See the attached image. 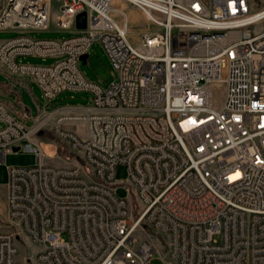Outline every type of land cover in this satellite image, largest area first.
<instances>
[{"label":"built area","instance_id":"1","mask_svg":"<svg viewBox=\"0 0 264 264\" xmlns=\"http://www.w3.org/2000/svg\"><path fill=\"white\" fill-rule=\"evenodd\" d=\"M56 1V24L76 33L0 40V70L30 77L47 101L82 90L91 103L58 108L54 120L0 98V163L20 149L38 158L9 169L8 211L19 232L0 230V264H264V30H250L264 20V0H228V8L221 0H125L163 29L137 43L113 0ZM51 3L0 0V30L48 29ZM82 11L87 26L79 29ZM192 24H223L226 34L195 41ZM95 41L117 72L107 87L81 70ZM25 55L57 60L27 63ZM64 121L82 122L87 134ZM48 122L75 162H43L42 152L53 155L36 136ZM121 164L126 181H116ZM125 184L136 198L134 220L129 199L116 194ZM138 229L159 242L137 237ZM21 233L38 246L25 260Z\"/></svg>","mask_w":264,"mask_h":264},{"label":"rangeland","instance_id":"2","mask_svg":"<svg viewBox=\"0 0 264 264\" xmlns=\"http://www.w3.org/2000/svg\"><path fill=\"white\" fill-rule=\"evenodd\" d=\"M59 3L56 0H52L51 3V22L50 27L46 30H33V31H23L17 29L0 30V40L10 39L16 37L20 34H29L35 38H66L74 35L76 31L72 29H62L56 24V14ZM112 5L125 9L129 14L130 20V31L129 38L133 43L139 42L141 36L145 31L150 30H163L160 26L152 22L141 10H139L134 5L130 4L125 0H113ZM261 8V7H258ZM119 21H121V15H114ZM250 30L262 31L264 30V20L252 25ZM20 60L27 63L35 64H53L57 58L53 56H38V55H25L19 57ZM81 70L85 76L92 80L100 83L103 87H107L113 80L117 79V72L113 68L111 61L99 41H95L90 48V57L87 64L81 62ZM7 76L0 70V98L13 99L14 95H7L2 87L3 81H6ZM32 94L27 92L23 93L24 104L31 107L33 112H37V105L45 106L47 103L40 86L34 82L32 85ZM215 89V104L220 105L224 96L223 82L216 80L214 82ZM91 95L88 91L82 90H65L58 95L56 104H70L73 107L80 104H90ZM41 113V112H40ZM49 115V112H44L40 114L41 117ZM55 120V119H54ZM32 123V121H30ZM1 125V124H0ZM75 131L79 134L86 135V128L82 122H76L71 124ZM37 139L44 141L48 145L47 152L51 154L55 150L57 145V152L49 157L42 152L43 162L46 164L63 166L75 162V154L69 152L68 146L64 141L60 140L59 137L54 132L53 125L51 122L46 123L43 126L41 134H38ZM38 163L37 152L26 151L20 149L15 152L8 153L5 162L0 163V230H10L17 231L18 225L9 216L8 204H7V187L6 184L9 180V169L12 166H32ZM128 177L126 165H119L116 172V181H126ZM128 185H119L116 194L120 197H127L130 204L135 210L130 212L128 217L129 220H134L138 216V211L136 210V201L133 193L129 192ZM144 233L141 229H138L135 234L139 238H150L159 242L157 235L148 232ZM19 258L20 260H25L28 256H32L33 253L38 249V246L30 239L29 236L21 233L19 236ZM33 264H36L33 262ZM153 264H166L162 259L155 258Z\"/></svg>","mask_w":264,"mask_h":264},{"label":"crops","instance_id":"3","mask_svg":"<svg viewBox=\"0 0 264 264\" xmlns=\"http://www.w3.org/2000/svg\"><path fill=\"white\" fill-rule=\"evenodd\" d=\"M127 15H128V19H129L128 12H127ZM129 23H130V20H129ZM6 76H7V79H6V81H3V84H2L3 90H4V92L7 95L13 94L14 95V98L13 99L1 98V99H5L7 101L13 102V104L15 105V107H16L17 110H27V111H30L33 116H35V115L40 116V114H42L43 112H49V114H52L53 119H56L58 116L61 115L60 113H54V111L56 109H58V108H67V109L68 108H76V109H78V108H80L83 105H87V104H80V105H76V106L73 107L70 104H56V101H57V98H58V96H57L55 99H52V100L47 101V103H46L45 106H41V108H42V112L41 113L38 112V108H37V112L34 113L33 110L31 109V107H29L28 105L24 104V101H23V98H24L23 93L26 90H27V92H29L30 94H32V87H31V85L34 83V81L30 77H28V76L14 77V76H11L9 74H6ZM72 123H76V122L64 121L63 125L66 128H68V129L75 130L73 127H71L72 126L71 125ZM44 144H46V143L44 141H42V146ZM55 151L57 152L56 147H55V150H53L52 153H54ZM49 157H52V156H49Z\"/></svg>","mask_w":264,"mask_h":264},{"label":"bare ground","instance_id":"4","mask_svg":"<svg viewBox=\"0 0 264 264\" xmlns=\"http://www.w3.org/2000/svg\"><path fill=\"white\" fill-rule=\"evenodd\" d=\"M221 8H228V0H221ZM261 11H255L250 14V18H255ZM190 32L195 33V41H203V36H215L216 32L219 34H226V25L223 24H211V26L203 27L202 24H192L190 25ZM42 145V143H41ZM48 145H43L44 150L47 152ZM48 153V152H47ZM52 153V152H51ZM55 154L52 153L50 155Z\"/></svg>","mask_w":264,"mask_h":264},{"label":"water","instance_id":"5","mask_svg":"<svg viewBox=\"0 0 264 264\" xmlns=\"http://www.w3.org/2000/svg\"><path fill=\"white\" fill-rule=\"evenodd\" d=\"M76 25L79 29H84L87 26V13L86 11L80 12L76 17ZM83 64H87L89 62V54L85 53L81 57ZM18 150V148H15Z\"/></svg>","mask_w":264,"mask_h":264}]
</instances>
